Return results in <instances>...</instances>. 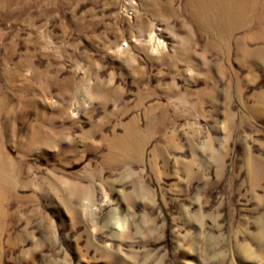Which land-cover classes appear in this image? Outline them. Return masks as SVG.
<instances>
[{
  "label": "rangeland",
  "instance_id": "374dc122",
  "mask_svg": "<svg viewBox=\"0 0 264 264\" xmlns=\"http://www.w3.org/2000/svg\"><path fill=\"white\" fill-rule=\"evenodd\" d=\"M245 5L227 31L191 0H0V264H264Z\"/></svg>",
  "mask_w": 264,
  "mask_h": 264
},
{
  "label": "bare ground",
  "instance_id": "6f19581e",
  "mask_svg": "<svg viewBox=\"0 0 264 264\" xmlns=\"http://www.w3.org/2000/svg\"><path fill=\"white\" fill-rule=\"evenodd\" d=\"M191 2L195 4L196 9L203 8V10H199L205 16L204 20L207 23L215 25L217 30L223 28V30L229 31L234 18L246 11L245 3L249 2L255 6L256 0H191ZM1 175L0 170V177Z\"/></svg>",
  "mask_w": 264,
  "mask_h": 264
}]
</instances>
